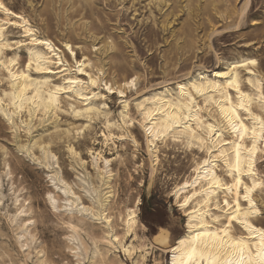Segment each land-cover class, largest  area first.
<instances>
[{
    "label": "rangeland",
    "instance_id": "rangeland-1",
    "mask_svg": "<svg viewBox=\"0 0 264 264\" xmlns=\"http://www.w3.org/2000/svg\"><path fill=\"white\" fill-rule=\"evenodd\" d=\"M2 1L22 14L38 35L63 50L73 72L75 63L63 43L77 45V57H89L99 76L89 88L102 96L91 99L99 109L95 117L74 112L72 107L80 103L66 95L56 112L43 117L22 114L8 119L0 112V264H132L139 252L130 258L121 248L114 250L104 240V223L77 211L80 203L98 208L92 187L100 194L105 190V179L101 180L89 149L111 160L114 197L107 212L113 230L123 236V211L139 200L136 237L130 234L123 243L140 247L145 253L141 264H168L170 254L158 250L151 240L160 226L168 229L171 242L184 231L186 217L177 206L173 187L190 176L200 151L167 141L159 145V161L153 165L138 122V104L155 92L174 95L179 82L199 72L212 77L213 70H223L243 57L256 58V72L264 79V0ZM0 18H4L1 11ZM3 23L9 43L6 55L16 53V67H25L27 53L16 41L26 37L19 26ZM0 68L2 93L8 86L4 67ZM241 72L243 77L249 75ZM29 73L42 75L34 69ZM79 77L87 80L86 75ZM131 78L134 85L124 87L123 82ZM244 85L254 92L246 80ZM123 100L128 105L126 117ZM253 109L264 121V105L254 101ZM203 114L210 121H220L212 105ZM241 115L251 122L246 113ZM109 130L114 137L107 145L102 132ZM261 148L255 170L262 184L253 193L258 207L253 219L264 225V140ZM58 177L68 184L67 192L59 188L63 186ZM48 193L55 195L56 208ZM67 197L75 202L72 210L63 207ZM19 204L26 211L18 216Z\"/></svg>",
    "mask_w": 264,
    "mask_h": 264
},
{
    "label": "bare ground",
    "instance_id": "bare-ground-1",
    "mask_svg": "<svg viewBox=\"0 0 264 264\" xmlns=\"http://www.w3.org/2000/svg\"><path fill=\"white\" fill-rule=\"evenodd\" d=\"M0 3L7 9V11L0 9L4 14V18H0V64L4 67L8 86L7 91L0 93V112L8 119H12L13 115L22 114L28 117L38 115L43 117L49 112H56L60 108L62 95H66L72 96L80 103L79 107H72L74 112L87 117L98 116L99 109L91 99L102 95L89 88L95 86L99 79L97 73L93 72L94 69L92 70L91 59L85 54L79 59L75 50L77 45L65 41L64 47L75 63L76 70L73 72L63 50L48 37L38 35L35 27L22 14L11 10L2 0ZM3 21L19 26L26 37L24 40L16 41L17 47L23 45L27 53L25 67H16L18 64L16 53L6 55L9 43L5 36ZM54 65L55 67H52ZM30 69L42 75L32 76L29 73ZM242 69L248 72L247 77L241 74ZM50 72L57 73L59 77L53 79ZM82 74L87 76V80L79 77ZM244 80L250 84L254 92L245 88ZM73 81L76 83H72ZM263 81L264 79L256 72V58L243 57L229 62L223 70H213L212 77L199 72L186 81L179 82L174 95L155 92L143 98L138 104L140 114L138 122L144 131L146 152L153 165L159 161L157 155L159 145L167 141L186 143L200 151L190 176L175 183L173 187L177 206L186 217L184 231L171 242L168 229L160 226L151 240V244L158 250L170 254L168 264H262L257 253L264 254L260 247L264 225L253 219L258 212L253 193L262 184L256 174L255 161L258 153L262 151L264 121L254 111L253 102L264 105ZM104 85L109 91L114 90L107 81ZM133 85V78L123 82L124 87ZM115 90L124 95L121 89ZM122 103L124 109L122 115L126 117L127 101L123 100ZM241 104L244 105L243 108L240 107ZM210 105L214 107L220 121L205 118L203 112H207ZM242 112L251 119L250 123L245 122ZM172 120H176L177 123L164 136H159V130L164 122ZM209 125L217 131L212 132ZM102 136L104 144L108 145V141L113 143L114 135L110 130L102 132ZM132 140L138 145L134 137ZM71 151L75 153L74 150ZM88 152L92 155L101 180L105 179L102 183L105 190L100 194L97 188L92 187L98 208L80 203L81 207L77 208V211L82 210L101 220L107 228L105 242L114 250L121 248L130 258H134V254L139 252L132 264H141L145 253L140 247L132 242L127 245L123 243V239L130 234H133V238L136 237L139 200L133 207L124 209L121 216L123 236L117 234L110 225L112 218L107 212L111 198L114 197L111 160L98 151L94 153L89 149ZM205 161L209 163L205 164ZM100 162L103 163L102 166ZM58 180L63 188L58 185L56 187L64 193L67 192L66 181L62 177H58ZM237 181L240 183L237 184ZM246 195L248 200L244 199ZM48 197L56 208L55 195L48 193ZM76 198L79 199L78 196ZM225 200L232 205L231 209L226 210ZM65 201L63 207L72 210L75 202L68 197ZM25 211V207L19 204L18 216L23 215ZM231 216H235L236 219L231 220ZM70 227L75 229L72 223ZM237 227L241 230L238 231ZM74 248L79 250L80 246L74 245Z\"/></svg>",
    "mask_w": 264,
    "mask_h": 264
},
{
    "label": "snow or ice",
    "instance_id": "snow-or-ice-1",
    "mask_svg": "<svg viewBox=\"0 0 264 264\" xmlns=\"http://www.w3.org/2000/svg\"><path fill=\"white\" fill-rule=\"evenodd\" d=\"M0 9H4V11H7V9L4 8V4H3V3H0ZM252 63H255V61H252ZM38 70H39V69H38ZM72 83H76V82L73 81ZM93 83H95V82L93 81ZM240 107L243 108L244 105L241 104ZM149 119H151V116H149ZM185 119H187V118H185ZM176 123H177L176 120H172L171 122H164L163 127L159 130V136H164V135L168 132V130H169L174 124H176ZM208 127H209V129H211L212 132L217 131L216 129H212V126H211V125H209ZM234 130H235V129H234ZM149 131H151V129H149ZM217 134H218V133H217ZM209 135H211V132L209 133ZM209 151H211V149H209ZM204 163H205V164H208L209 162H208V161H205ZM239 183H240V182L237 181V184H239ZM229 191H231V188H229ZM244 199H245V200H248V196L246 195V196L244 197ZM224 205L226 206V210L232 208V205H230V204L228 203V200H225V201H224ZM238 207H239V205H238V202H237V208H238ZM235 219H236L235 216H231V220H235ZM260 238H261V240H262V243H261L260 247H261L262 250H264V233H261ZM222 243H224V241H222ZM193 251H195V250H193ZM241 251H243V249H241ZM257 255H259V256L261 257V262H262V264H264V254L258 252Z\"/></svg>",
    "mask_w": 264,
    "mask_h": 264
}]
</instances>
